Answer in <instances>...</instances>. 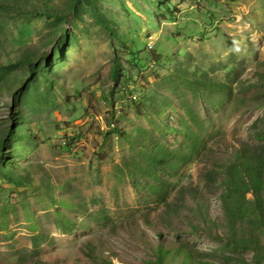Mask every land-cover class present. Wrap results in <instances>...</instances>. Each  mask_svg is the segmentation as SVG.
Masks as SVG:
<instances>
[{
  "label": "rangeland",
  "instance_id": "1",
  "mask_svg": "<svg viewBox=\"0 0 264 264\" xmlns=\"http://www.w3.org/2000/svg\"><path fill=\"white\" fill-rule=\"evenodd\" d=\"M10 127L0 264H264L224 200L236 151L264 159V0H0Z\"/></svg>",
  "mask_w": 264,
  "mask_h": 264
},
{
  "label": "trees",
  "instance_id": "2",
  "mask_svg": "<svg viewBox=\"0 0 264 264\" xmlns=\"http://www.w3.org/2000/svg\"><path fill=\"white\" fill-rule=\"evenodd\" d=\"M119 70L120 66L117 61H115L111 69V76L113 79H117ZM19 119V117L13 115L14 122L18 123ZM112 131L114 133H119V130L115 127ZM256 137L260 141L264 140V129L262 132L257 133ZM17 138H19L17 127L8 128L5 135L0 137V176L13 183H19L21 177L16 175V172L12 168L14 164L4 157L3 150L8 148L11 141ZM225 167L227 170L224 200L225 204L228 205L227 210L231 219L230 221L235 224L236 219L240 217V215L249 216L252 214H256V216L264 221V201L262 198V192L264 190V159L257 156L249 147L243 146L236 151L233 159ZM247 193L253 195V201L245 208L243 206V199L246 197ZM64 224L68 227L71 226L72 222L66 220ZM158 252L160 259L158 262L162 264L163 256L169 251L163 246H159Z\"/></svg>",
  "mask_w": 264,
  "mask_h": 264
}]
</instances>
